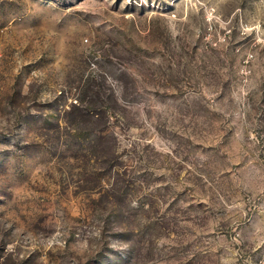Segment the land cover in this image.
Segmentation results:
<instances>
[{
  "label": "rangeland",
  "instance_id": "obj_1",
  "mask_svg": "<svg viewBox=\"0 0 264 264\" xmlns=\"http://www.w3.org/2000/svg\"><path fill=\"white\" fill-rule=\"evenodd\" d=\"M0 264H264V0H0Z\"/></svg>",
  "mask_w": 264,
  "mask_h": 264
}]
</instances>
